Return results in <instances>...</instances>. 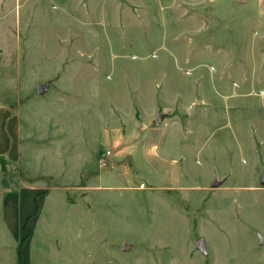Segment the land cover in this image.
Segmentation results:
<instances>
[{"label": "rangeland", "instance_id": "374dc122", "mask_svg": "<svg viewBox=\"0 0 264 264\" xmlns=\"http://www.w3.org/2000/svg\"><path fill=\"white\" fill-rule=\"evenodd\" d=\"M248 2L0 0V100L36 191L5 207L24 185L0 160V264H264V0Z\"/></svg>", "mask_w": 264, "mask_h": 264}, {"label": "crops", "instance_id": "0c3cea01", "mask_svg": "<svg viewBox=\"0 0 264 264\" xmlns=\"http://www.w3.org/2000/svg\"><path fill=\"white\" fill-rule=\"evenodd\" d=\"M250 2L251 0H249L248 4ZM11 77L14 78L12 74ZM49 89L50 86H48L47 91H49ZM14 103L16 102L13 99H9V100L4 99V102L0 100V160L6 162L7 168L10 167L18 168L20 175V182L24 186L23 188L20 187L16 189V187L12 188L13 185L10 184V189L5 192H2V197L5 198V207L7 205L11 206V204L17 202L21 207V212H26L30 207L29 206L30 200H32L33 196H35L36 191L32 190V188L29 187L28 182L25 181V174L22 168L24 163L23 156L25 151L24 126L22 124V118L20 112L18 111L19 106L17 107ZM34 131L36 130L34 129ZM69 136L70 134L64 135L62 137L64 139H67L69 138ZM32 148H34V146ZM32 148H31L30 156L33 154L32 153L33 150L36 149V148L34 149ZM63 149H65V147ZM74 150L75 152H77V149ZM80 151L82 152V155L81 157L78 156L77 159H82L83 157L85 159L86 154L88 153L87 149L85 148L84 150H80ZM83 152L85 155H83ZM28 162L30 163V160L26 161V163ZM68 163H70V161H68ZM10 177H12V175H10Z\"/></svg>", "mask_w": 264, "mask_h": 264}, {"label": "water", "instance_id": "95a60500", "mask_svg": "<svg viewBox=\"0 0 264 264\" xmlns=\"http://www.w3.org/2000/svg\"><path fill=\"white\" fill-rule=\"evenodd\" d=\"M244 1V0H243ZM48 84H45V85H39L38 86V92L39 94H43L45 93L47 90H48ZM194 112V106H192V108L189 110V115H192ZM220 184H222V182L218 181L217 179H215L214 181V184H213V187H218L220 186ZM262 184H264V178H263V181H262ZM260 242L262 245H264V237H260ZM198 248H200L203 252H205V242L204 240H200V242L198 243ZM125 250H127V246H125Z\"/></svg>", "mask_w": 264, "mask_h": 264}, {"label": "built area", "instance_id": "2783aa9c", "mask_svg": "<svg viewBox=\"0 0 264 264\" xmlns=\"http://www.w3.org/2000/svg\"><path fill=\"white\" fill-rule=\"evenodd\" d=\"M111 155V152H104L102 155H101V158H100V162L103 166L106 165V162H107V159L109 158V156Z\"/></svg>", "mask_w": 264, "mask_h": 264}]
</instances>
